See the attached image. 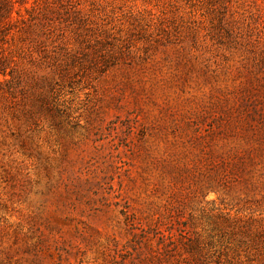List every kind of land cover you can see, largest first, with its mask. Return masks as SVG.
<instances>
[{
  "label": "rangeland",
  "instance_id": "374dc122",
  "mask_svg": "<svg viewBox=\"0 0 264 264\" xmlns=\"http://www.w3.org/2000/svg\"><path fill=\"white\" fill-rule=\"evenodd\" d=\"M0 264H264V0H0Z\"/></svg>",
  "mask_w": 264,
  "mask_h": 264
}]
</instances>
